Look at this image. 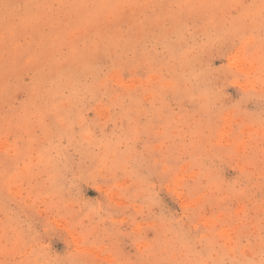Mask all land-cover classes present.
Segmentation results:
<instances>
[{
	"label": "rangeland",
	"instance_id": "1",
	"mask_svg": "<svg viewBox=\"0 0 264 264\" xmlns=\"http://www.w3.org/2000/svg\"><path fill=\"white\" fill-rule=\"evenodd\" d=\"M0 264H264V0H0Z\"/></svg>",
	"mask_w": 264,
	"mask_h": 264
}]
</instances>
